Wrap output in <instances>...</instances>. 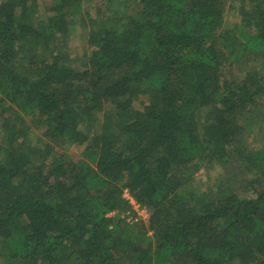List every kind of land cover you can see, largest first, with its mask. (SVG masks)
Segmentation results:
<instances>
[{"label": "trees", "instance_id": "trees-1", "mask_svg": "<svg viewBox=\"0 0 264 264\" xmlns=\"http://www.w3.org/2000/svg\"><path fill=\"white\" fill-rule=\"evenodd\" d=\"M262 106L264 0H0V264H264Z\"/></svg>", "mask_w": 264, "mask_h": 264}, {"label": "rangeland", "instance_id": "rangeland-1", "mask_svg": "<svg viewBox=\"0 0 264 264\" xmlns=\"http://www.w3.org/2000/svg\"><path fill=\"white\" fill-rule=\"evenodd\" d=\"M231 17H232V13L230 14V18ZM260 110H261V113L263 114V116H262V114L260 113L261 114V118L263 117V120H264V106H262V108L260 107ZM255 145L257 146V143ZM67 154H71L74 157H78L79 156V151L77 149H75V148L72 147V148L69 149V153H67ZM215 169L216 170H210L208 172V175L204 171H200L198 173V175H196L197 185L199 187L212 186L214 184L215 178L218 176V174L220 172H222L218 167H216ZM143 216L146 217V215H143Z\"/></svg>", "mask_w": 264, "mask_h": 264}, {"label": "built area", "instance_id": "built-area-1", "mask_svg": "<svg viewBox=\"0 0 264 264\" xmlns=\"http://www.w3.org/2000/svg\"><path fill=\"white\" fill-rule=\"evenodd\" d=\"M123 197L128 199L129 203L132 205L133 210L138 214V216L146 215L145 211H139L137 203L134 201L132 197L125 191ZM147 216V215H146ZM145 217V216H143Z\"/></svg>", "mask_w": 264, "mask_h": 264}]
</instances>
